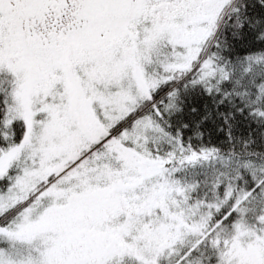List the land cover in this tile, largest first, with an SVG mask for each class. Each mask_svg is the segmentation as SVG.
Wrapping results in <instances>:
<instances>
[{
	"label": "snow or ice",
	"instance_id": "1",
	"mask_svg": "<svg viewBox=\"0 0 264 264\" xmlns=\"http://www.w3.org/2000/svg\"><path fill=\"white\" fill-rule=\"evenodd\" d=\"M0 264H264V0H0Z\"/></svg>",
	"mask_w": 264,
	"mask_h": 264
},
{
	"label": "trees",
	"instance_id": "2",
	"mask_svg": "<svg viewBox=\"0 0 264 264\" xmlns=\"http://www.w3.org/2000/svg\"><path fill=\"white\" fill-rule=\"evenodd\" d=\"M209 105V101H202L196 97H192L190 99H185V110L187 111L191 107L197 108V112L192 114L193 119L199 120L200 117L204 114L206 110V106ZM219 123V121H217Z\"/></svg>",
	"mask_w": 264,
	"mask_h": 264
}]
</instances>
